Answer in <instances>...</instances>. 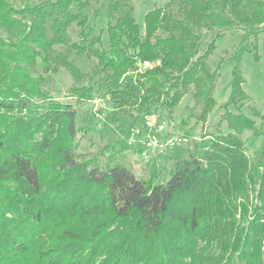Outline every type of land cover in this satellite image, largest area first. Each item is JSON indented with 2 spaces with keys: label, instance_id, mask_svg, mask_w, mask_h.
Returning <instances> with one entry per match:
<instances>
[{
  "label": "trees",
  "instance_id": "1",
  "mask_svg": "<svg viewBox=\"0 0 264 264\" xmlns=\"http://www.w3.org/2000/svg\"><path fill=\"white\" fill-rule=\"evenodd\" d=\"M104 1L108 48L88 24L89 0H0V264H264L262 240L250 237H264V149L253 165L242 142L241 135L257 127L241 112L247 97L240 60L228 103L238 114L228 107L222 118L229 132L204 134L186 156L174 158L167 179L158 183V164L144 180L120 162L77 155L71 147L76 111L54 101L38 73L39 64L44 71L64 68L74 80L69 95L77 103L98 93L147 115L155 106L173 114L193 89L200 106L196 118L204 125L215 108L219 78L209 58L225 31L235 27L245 31L238 59L257 49L264 0H170L146 14L145 32L131 0ZM74 25L80 28L78 42L70 36ZM204 30L216 35L201 55ZM71 52L96 63L87 72L70 59ZM147 63L158 64L140 71ZM253 113L260 116L257 109ZM62 125L71 143L59 149L51 169L56 179L47 187L39 158L28 153L48 151ZM122 149L130 146L123 143ZM246 172L260 183L261 219L246 227L244 209L236 227L231 199L219 212L204 214L206 202L216 201L210 197L215 184L230 174L242 180ZM221 213L231 215V227L224 228ZM203 220L209 221L204 227ZM224 237L233 241L222 255L198 252L206 246L199 241L217 238V244ZM72 245L95 247L99 256H84L83 249L74 254Z\"/></svg>",
  "mask_w": 264,
  "mask_h": 264
},
{
  "label": "rangeland",
  "instance_id": "2",
  "mask_svg": "<svg viewBox=\"0 0 264 264\" xmlns=\"http://www.w3.org/2000/svg\"><path fill=\"white\" fill-rule=\"evenodd\" d=\"M33 1L39 3L43 0ZM131 1L135 7L136 21L141 26L142 31L145 32L146 14L156 7H164L170 0ZM89 2L88 24L90 27L95 28L97 35H102L103 45L108 48L107 28L110 19L106 13V2L104 0H89ZM17 4L21 5L20 2H17ZM261 30L263 32L259 36L257 49L242 53L240 59H238V53L244 42L245 31L243 28L235 27L225 31V38L217 42L216 48L209 58L211 70L219 73L214 93L215 108L204 125L199 123L196 118L200 112V106L196 104L193 98V89L184 97L173 114L169 115L164 107L157 108L158 106H155L151 113L147 115L146 113H140L133 107L119 106L109 97H104L98 93L92 101L77 103L69 95L74 80L64 68H60L57 72L44 71V66L39 64L38 73L46 78L45 89L50 97L54 101L71 104L76 111V133L72 138L71 147L77 155L98 158L103 164L120 162L131 167L135 176L144 180H149L153 167L158 164L156 168L159 179L155 181V183H158L167 179L175 162L174 158L178 154L186 156L193 144L199 142L204 134L221 132L225 135L229 132L227 124L222 118L229 107L234 70L238 65V60H240L239 65L244 80L242 90L247 97V100L243 102L241 112L253 118L257 127L256 131H245L241 137L243 144L246 146V153L254 165L260 160L264 149V120L262 118L264 115V25ZM215 35V32L203 31L200 44L201 55L206 51L208 44ZM70 36L73 42L80 41V28L74 25L70 29ZM61 51L64 50L61 49ZM70 59H74L87 72L96 63L94 58L82 60L75 55V52L70 53ZM157 64L139 65V69L144 72ZM89 83L87 82V84ZM254 109L260 112L259 117H255ZM229 111L238 114V111L232 106L229 107ZM147 122H150L151 126H148ZM63 127L64 125L55 131L52 136L53 143L51 142V147L43 155L36 156L35 152L28 153L33 156L34 160L39 158L41 174L43 175L42 181L47 187L50 185L51 179H56L55 173L51 169L52 164L60 158L59 149L67 146L70 142ZM123 143L128 144L130 149L123 151ZM249 166L253 167L252 165ZM236 176L230 174L227 178L215 184L210 192V197L216 201L212 203L207 201L203 212L204 214L207 212L210 214V209L213 208H216L219 212L231 199L236 204V210H233L232 213L234 218L236 213L235 226L238 227V221L244 214V209H247L246 216L242 220L248 227L251 222L258 219V212H260V210H256L257 207L261 206L257 199L260 183L258 179L256 181L251 179L248 172L242 175V180L239 176L237 179ZM220 197L223 199H219ZM242 203L246 206L243 207ZM219 221L222 222L224 228L232 226V217L228 213H221ZM203 222L209 221L203 220L202 227L205 226ZM261 224H264V219H261ZM225 231L223 230L222 234ZM214 234L218 233L214 232ZM250 237L251 239L254 237V239L262 240L261 252H264V237L258 234L255 236L251 234ZM224 239L218 241L217 244H214L217 238L199 241L200 245L206 246L198 252L210 256H220L227 248L228 243L226 242L231 243L233 241L231 238L224 237ZM73 247L74 254L81 253L84 248L75 250V245ZM92 249H95V247L83 249L84 256H99Z\"/></svg>",
  "mask_w": 264,
  "mask_h": 264
},
{
  "label": "built area",
  "instance_id": "3",
  "mask_svg": "<svg viewBox=\"0 0 264 264\" xmlns=\"http://www.w3.org/2000/svg\"><path fill=\"white\" fill-rule=\"evenodd\" d=\"M146 65H149V64L147 63ZM147 125H148V126H151V123H150V122H147Z\"/></svg>",
  "mask_w": 264,
  "mask_h": 264
}]
</instances>
